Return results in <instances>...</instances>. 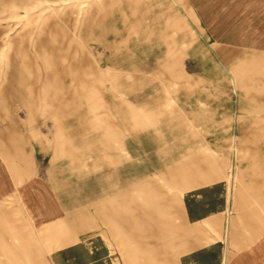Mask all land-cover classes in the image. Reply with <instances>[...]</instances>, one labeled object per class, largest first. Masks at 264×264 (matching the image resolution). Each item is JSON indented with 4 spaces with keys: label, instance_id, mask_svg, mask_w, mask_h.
Instances as JSON below:
<instances>
[{
    "label": "rangeland",
    "instance_id": "obj_1",
    "mask_svg": "<svg viewBox=\"0 0 264 264\" xmlns=\"http://www.w3.org/2000/svg\"><path fill=\"white\" fill-rule=\"evenodd\" d=\"M139 41L149 57L125 48ZM51 84L71 110L25 102ZM8 125L27 160L4 150ZM205 183L224 235L236 192L264 187V0H0L3 261L5 236L38 240L62 217L80 237L99 226L121 259L125 228L165 246L185 235L183 189Z\"/></svg>",
    "mask_w": 264,
    "mask_h": 264
},
{
    "label": "crops",
    "instance_id": "obj_2",
    "mask_svg": "<svg viewBox=\"0 0 264 264\" xmlns=\"http://www.w3.org/2000/svg\"><path fill=\"white\" fill-rule=\"evenodd\" d=\"M138 44L140 47L125 48L137 50L141 56L145 52L149 53V46L152 43L149 42L146 46L144 42L139 41ZM147 53L144 54L145 57H149ZM51 86L55 94H50L48 89L47 91L42 89L40 92L45 94L42 97L33 94L28 88L25 102L38 108L45 106L43 109L46 113L47 110H51L48 113H52L62 108L71 110V105L62 100L59 87L56 84ZM37 90L39 92V89ZM8 129L3 143L4 150L15 158L27 160L28 156L23 151H18L19 144H16V141L26 143L27 137H24L14 126L8 125ZM67 130L71 132L73 129L70 127ZM6 157L8 158L7 155ZM66 165L67 167L70 165L71 169L75 168L71 161H66ZM190 170L191 167L188 173ZM14 171L17 173L16 167ZM71 172L76 173V178L71 176L65 179L70 180L73 186L76 182L79 183L81 176L77 169ZM185 172L186 167L183 174H187ZM26 173L23 171L20 178L14 174L12 179H15V182L26 179ZM181 180L182 184L186 182L183 176ZM59 183L56 182V188L59 187ZM217 185L205 183L204 186L183 189L179 212H182L181 225L184 227L185 235L177 238L175 235H168L165 246L158 237L153 239V236H150L151 240L148 237L147 241H142L140 239L144 236H139L138 232L125 228L122 229L121 259L99 226L93 228L89 235L80 237L79 225L76 222L65 223L62 217L51 226H46L45 233L37 236L38 240L32 235H16L13 237L16 240L11 242L15 245H9L10 240L5 237L3 242L7 243L8 250L3 251L6 260L3 261L0 257V264H264V187L246 188L245 186L236 192L234 213L231 215L227 234L224 235L222 214H220L224 194ZM246 193L252 196L247 198ZM127 207L131 208V206ZM201 216L202 219L195 223L194 219ZM213 217L216 218V225L213 230L208 231L207 221ZM131 218L123 219L122 223H127L130 227L134 224L133 221L144 222L140 216L138 218L141 219ZM195 228H198V234H195Z\"/></svg>",
    "mask_w": 264,
    "mask_h": 264
},
{
    "label": "bare ground",
    "instance_id": "obj_3",
    "mask_svg": "<svg viewBox=\"0 0 264 264\" xmlns=\"http://www.w3.org/2000/svg\"><path fill=\"white\" fill-rule=\"evenodd\" d=\"M5 229H6V228H5ZM5 229H4V230H5ZM6 230H7V229H6ZM0 232H1V231H0ZM1 233L3 234V232H1ZM7 233H8V232H7ZM7 233H6V234H7ZM2 237H3V235H2ZM5 237H6V236H5ZM20 238H21V237H20ZM5 245H7V244H5ZM5 250H6V249H5ZM24 252H25V250H24ZM26 252H27V251H26ZM28 253H29V252H28ZM31 253H32V252H31ZM28 260H29V259H28ZM30 260H31V259H30Z\"/></svg>",
    "mask_w": 264,
    "mask_h": 264
}]
</instances>
